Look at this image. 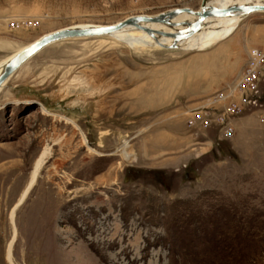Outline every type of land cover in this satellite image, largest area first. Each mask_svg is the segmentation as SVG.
<instances>
[{
  "label": "rangeland",
  "instance_id": "374dc122",
  "mask_svg": "<svg viewBox=\"0 0 264 264\" xmlns=\"http://www.w3.org/2000/svg\"><path fill=\"white\" fill-rule=\"evenodd\" d=\"M199 3L0 0V36L27 43L71 24ZM234 34L210 50L156 59L112 38L62 42L37 55L19 79L33 97L0 106V167L13 163L3 171L14 185L0 196V264H10L14 236L15 264H264V68L255 102L233 114L232 135L212 120L186 123V107L206 106L214 117L225 103L214 97L231 86L248 49H264V13ZM165 120L181 142L193 130L212 147L198 140L179 171L137 159L141 137ZM46 148L50 156L17 205Z\"/></svg>",
  "mask_w": 264,
  "mask_h": 264
},
{
  "label": "water",
  "instance_id": "95a60500",
  "mask_svg": "<svg viewBox=\"0 0 264 264\" xmlns=\"http://www.w3.org/2000/svg\"><path fill=\"white\" fill-rule=\"evenodd\" d=\"M252 13H264V0H200L196 9L173 7L154 14L130 15L111 24H71L27 43L0 36V106L33 97L31 90L19 86V79L37 55L55 44L96 38L121 40L123 34L134 31L147 36L140 39V49L130 48L134 56H178L180 52L211 49Z\"/></svg>",
  "mask_w": 264,
  "mask_h": 264
},
{
  "label": "built area",
  "instance_id": "2783aa9c",
  "mask_svg": "<svg viewBox=\"0 0 264 264\" xmlns=\"http://www.w3.org/2000/svg\"><path fill=\"white\" fill-rule=\"evenodd\" d=\"M264 68V49L251 47L248 49L247 58L238 71L231 86L223 89L214 98V102L224 101L225 103L214 110V117L207 114L206 106L197 105L194 107H186L185 114L188 126L207 127L211 120L218 125V129L224 135H232L233 133V114L237 111L241 104L245 105L249 101L255 102L250 97L254 96L258 91V83L260 74Z\"/></svg>",
  "mask_w": 264,
  "mask_h": 264
},
{
  "label": "crops",
  "instance_id": "0c3cea01",
  "mask_svg": "<svg viewBox=\"0 0 264 264\" xmlns=\"http://www.w3.org/2000/svg\"><path fill=\"white\" fill-rule=\"evenodd\" d=\"M177 132L175 125L168 120L160 122L154 127L151 134L141 137V146L138 145L136 150L137 159L149 160L154 164H158V167L167 166L175 171L182 169L185 163L198 152L199 146H196V143L200 138L195 137L199 134L198 132L190 130L188 135L183 136V142H181L182 135ZM160 137H163V139L159 140ZM200 141L206 149L212 147V139L205 140L201 138ZM151 152H156L158 155L161 153L162 156L157 154L150 156L149 153ZM140 153L141 156H139Z\"/></svg>",
  "mask_w": 264,
  "mask_h": 264
},
{
  "label": "bare ground",
  "instance_id": "6f19581e",
  "mask_svg": "<svg viewBox=\"0 0 264 264\" xmlns=\"http://www.w3.org/2000/svg\"><path fill=\"white\" fill-rule=\"evenodd\" d=\"M255 13H252V14H250V15H248L247 17H246V19L247 18H249L251 15H254ZM246 19H244V20H242L239 24H238V26L235 28V30L228 36V37H226L225 39H223L222 41H220V42H218L215 46H217L219 43L221 44V42H225L226 40H228L229 39V37H231L232 36V34H234V32L236 33L237 32V30L239 29V27H240V25L246 20ZM235 35V34H234ZM233 37V36H232ZM121 40H119V39H116V38H112V39H115V40H117V41H119V42H123L124 41V43H128V44H131V45H135L136 47H138L139 45H140V39H145V38H147V36L145 35V33H143V32H134V31H130V32H128V33H125V34H123L121 37ZM214 46V47H215ZM214 47H212V48H214ZM219 47V46H218ZM132 48V47H131ZM211 48V49H212ZM208 50H210V49H208ZM184 52H180L179 53V55H182ZM193 53V52H192ZM189 54V53H188ZM50 154H51V151H50V149L49 148H46L45 150H44V152H43V154L41 155V157L36 161V163H35V168H34V170H33V172H32V174H31V178H30V181H29V183L27 184V186H26V188L24 189V191H23V193H22V195H21V197H20V199H19V201H18V204L17 205H19L21 202H22V200L25 198V196L27 195V193L29 192V190H30V188L33 186V184L35 183V181H36V179H37V176H38V174H39V170L42 168V166L44 165V162L47 160V158L50 156ZM7 164V165H6ZM12 164L13 163H5L2 167H0V175L2 174V175H7L8 177H7V179L6 180H4V182L1 184V187H0V196L2 197L3 196V194L5 195V193H9L11 190H13V188L14 187H12V188H9L8 186H11V185H13V179H12V175H13V173L12 172H4L3 170H7V167L6 166H8V168H10V167H12ZM5 167H6V169H5ZM25 175H26V173H24L23 175H22V177H23V181H21V184H17V185H15V187L17 188V186H21L22 184H23V182H24V179H25ZM14 186V185H13ZM19 188V187H18ZM48 190V189H47ZM48 191H50V190H48ZM52 191V190H51ZM50 191V192H51ZM16 205V206H17ZM16 206H14V208L12 209V213H11V219H12V222H13V217H14V209H15V207ZM5 209H3L2 210V212H1V214H3V213H5ZM14 223V222H13ZM16 229V228H15ZM15 235H17L16 234V231H15ZM2 237H3V242L6 240V231H4V235H2ZM14 239H15V236H14V238L12 239V241L10 242V244H9V246H8V261H9V263L10 264H15V262H14V253H13V243H14ZM6 249V248H5ZM2 254H3V250H2V248L0 249V262H2V259H3V256H4V254H3V256H2Z\"/></svg>",
  "mask_w": 264,
  "mask_h": 264
}]
</instances>
